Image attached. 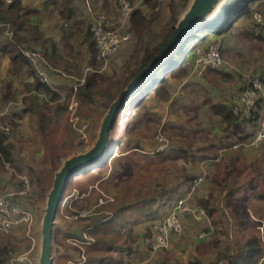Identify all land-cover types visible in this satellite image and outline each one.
<instances>
[{
	"label": "rangeland",
	"instance_id": "rangeland-1",
	"mask_svg": "<svg viewBox=\"0 0 264 264\" xmlns=\"http://www.w3.org/2000/svg\"><path fill=\"white\" fill-rule=\"evenodd\" d=\"M130 1L134 6L141 0ZM63 2L65 0H59L57 7L61 8ZM155 2L158 3L159 18L154 23L151 32H148L144 41L139 43L132 23L131 29L134 33L132 41L121 48L120 53L109 62L102 72L104 76L112 79L113 84L109 91L96 96L94 104L82 105L79 103V106L71 109L75 101V99L73 100L75 93L70 89L66 90L63 95H58L59 101L54 100L51 95L37 96L43 102L44 107L41 109L38 120H25L27 134L23 133L19 125V118L9 113L8 121L4 119L6 125L11 129L8 136L14 144L13 152L16 163L14 166L8 165L4 168L0 166V192L18 191L25 179L30 182L32 190L26 200L33 217L31 225L21 226L0 235V244L3 240H9L15 246L12 256L28 255L34 264L37 263L40 254L42 219L55 174L67 158L86 152L95 144L102 120L112 99L118 95L120 88L126 84L130 73L137 67V59L142 56L146 43L162 41L170 22V3L169 0H155ZM114 3L119 10L118 0H112L111 7ZM222 7L223 3L214 10L215 14ZM57 12L63 17L65 24L64 29L61 30L63 32L62 42L65 43L67 39L70 40L73 37L77 38L79 30H81V39H84L87 27L80 26L78 29V25L73 23L72 17L70 20L66 18L61 9ZM146 14L148 18L152 15L148 5ZM262 16L264 19L263 14ZM88 26L90 27V25ZM256 27L262 28L264 31L263 26L256 24ZM76 47L75 51V49L63 46L65 57L60 67L61 72L71 69L74 78L82 79L86 73H84L83 66L86 67L88 62L87 48L86 45L83 46L78 42ZM245 48L252 51V60L247 66L253 65L256 68L264 69V42L248 41ZM96 68L100 69V66L97 64ZM233 68H235L234 65ZM236 68L239 69V67ZM227 69L236 73L232 67L228 66ZM189 71L192 74L193 71L191 69ZM261 73L262 70L257 72V76L254 75L253 80L258 79ZM187 79H189L188 76L184 80ZM193 81H189L186 87H177L173 91V94H177L169 103L153 99L134 108L129 106V102V108L127 107V111L125 110L120 115L117 124L110 133L111 140L116 139L120 143V146L114 150V156L110 157L103 167L95 169L93 175L84 174L74 177L75 180L73 178V183H78V186L88 189L91 214L88 215L90 217L86 221H80L73 215H69L65 210V204L72 197L77 198L79 190H74L69 196H66L54 226L52 251L54 264H88L90 258L97 259L104 256L115 259L125 257L130 260L126 261V264H173L180 260H187L193 255L195 247L203 240L201 237L204 236V233L207 234L206 230L211 228L212 220L208 219V216L204 219L198 218L195 219L196 221H189V227L181 233L182 237L179 235L180 239L172 242L168 250L157 252L152 256L153 254L149 255V252L141 247V240L143 241L147 232L146 227L152 222L149 216L144 213L149 214L151 210L158 209L160 202H152L150 207L147 206L142 211L136 210L151 201L153 193L159 192L163 187L165 189L176 186L184 187L182 183L190 176L195 177L200 183L203 176L206 181L199 185V191L194 197V205L200 207V201H208L218 211L217 218L220 223L205 240L213 242L219 247L208 253V262L217 264L224 261L228 264V257L239 252V246L245 242L247 237L241 232L240 221H246L248 214L251 218L249 210L253 203L245 200L238 201L232 208H229L226 198L218 196L213 199L212 195L216 192L213 189L218 184L216 182L217 175L224 176L225 166L215 167L213 166L215 162H211L209 159L219 158L225 161L228 159L229 149L244 147L240 150L244 154L246 167L238 180L246 182L251 178L254 169L264 170V142L250 148L242 144L235 146L239 142L233 138L232 129L228 128L210 111L209 102H219L231 92H234L231 95V100L235 95L240 94V91L233 90L231 81L224 80L220 86H217L219 95H222L223 98L214 94L208 88L210 85H206V87L200 80ZM105 86L107 85H102V88H106ZM171 88L175 89L172 85ZM33 97H36L35 94L24 98L14 95L10 99L13 102L21 103L15 105L16 109H19L24 106V100ZM12 122H16V125H13ZM38 124L42 129L44 128V131L38 129ZM25 128L23 127L24 130ZM176 150L186 151L188 157L176 161L163 159ZM218 151L220 152L218 153ZM203 157L209 161L202 166ZM99 197L111 198L112 205H107L103 212L96 213L95 204ZM123 206L128 209L115 223L93 233L88 231L91 229V227L87 228L88 226H94L102 218L109 220ZM256 229L251 226L248 232L256 231L264 245V230H260L259 227ZM211 230L213 231V229ZM67 233L83 236L88 241L81 243L68 239ZM97 243L98 248H94L92 244ZM110 245L115 248L108 249ZM128 248H131L132 251L130 252ZM222 255L227 257L221 259ZM79 261L81 263H78Z\"/></svg>",
	"mask_w": 264,
	"mask_h": 264
},
{
	"label": "crops",
	"instance_id": "crops-1",
	"mask_svg": "<svg viewBox=\"0 0 264 264\" xmlns=\"http://www.w3.org/2000/svg\"><path fill=\"white\" fill-rule=\"evenodd\" d=\"M59 0H50L49 2H43V0H18L17 2H21L23 10L12 15L8 11V5L5 3V6L0 11V17L8 19L10 18V21H3L0 19V45L6 46V53L0 52V114H4V119L8 121V114L14 115L16 118H19V125L21 126V129L23 130V133L27 130L25 128V120H38L40 116L41 109L44 107L43 102L37 98V96H47L51 95L54 100L59 101L60 97H54V93L58 95H63L66 90H74L75 87H80L81 80L83 78H87L88 76H91L96 71L92 72L91 69H95L96 67L90 65V51L89 46L90 42H86L87 32L90 30L92 25L94 24L96 18L99 14L103 13L107 15L109 21L111 24H118L120 21V12L117 10L116 4H112L111 7V1L112 0H71V6L68 4L67 0L63 2L62 7L58 8L57 3ZM143 1V2H142ZM155 1V0H154ZM166 1V0H165ZM172 0H169V3ZM62 3V2H61ZM58 8V9H57ZM135 9H142L145 14L147 11V5L145 4V0L139 1V4H136L133 6ZM59 9L62 10V13L66 15V18L71 19L73 18V23H76L78 25V29H80V26H86V36L84 39L80 36L81 30H79V36L77 38H71L70 40L67 39L65 43L62 42V36L63 32L61 30L64 29V20L63 17L57 12ZM69 9H72V13L69 12ZM254 10L259 11L264 15V0L257 3L254 7ZM32 12V13H29ZM147 15V14H146ZM171 17V16H170ZM119 18V20H118ZM117 20V21H116ZM90 25V27L88 26ZM21 26V27H20ZM89 27V28H88ZM244 40V41H243ZM262 41L264 42V31L262 28L256 27V23L251 15H246L241 18H239L232 26V28L227 31L226 33L220 34V35H214L210 36L203 44V47H207L210 44H213L215 42L221 44L223 49V56L224 60L226 61V66H224L221 71L225 72L226 74H229L230 77H221L218 79L217 84L209 83L205 80H203V76L199 77L197 73H195V66H194V60H188L185 63V67H187L189 70L191 69L192 74L188 75L187 80H175L170 77L167 78L166 86L171 94V100H173L174 96L177 94H173V91L181 87H186L187 83L189 81L193 82H200L202 85H210L208 87L213 91L214 94H217L219 98H223L222 95H219V91L217 89V86H220L221 83L224 80H229L233 84V90L235 89L237 91H243L245 87H247L248 84H251V80H253L255 76H257V72L259 73L262 70V73L260 77L264 78V69H261L259 67H255L253 65L247 66V64H250V61L252 60L251 52L248 51L247 48H245V44H247L248 41ZM92 41V40H91ZM81 44L83 46L86 45V55L88 57L87 66H83L84 76L82 79H76L74 78V74H72L71 69H65V73L61 72V63L63 58L65 57V52L63 46H67L68 48H71L72 50L77 49L76 45ZM66 44V45H65ZM40 50L43 52L44 55H46L47 60L50 62V65L52 67V71L54 72L53 80H52V93H48L44 91L42 88H40L37 84V79L31 69V66L26 63L23 59L20 58L21 52L29 51V50ZM256 56V55H255ZM116 57V56H115ZM113 57L112 59L114 60ZM111 59V61H112ZM110 61V62H111ZM231 64V66H230ZM232 67V69L236 70V73L230 72L227 68L228 66ZM233 65L235 68H233ZM236 67H239L237 69ZM91 72V73H89ZM258 77V79L260 78ZM211 79V78H210ZM260 80V79H259ZM212 81V80H211ZM181 82V83H180ZM262 83L263 88V99H262V110H260V122L257 125H251L249 124L247 126V133L252 134L255 133L260 126L261 122L264 121V83ZM171 85L175 88H171ZM206 86V87H207ZM27 90V91H26ZM26 91V92H25ZM36 97L28 98L23 101V105L21 108L16 109L15 105H19V101L13 102L11 100V96H17V97H29L33 95ZM234 94V92H231L228 94V96H225L221 101L213 103H224L228 106V104L231 101V95ZM153 99H159V97L156 96L155 93H151L147 99L143 102L148 103ZM80 103V102H79ZM210 108V107H209ZM211 111V110H210ZM16 113V114H15ZM18 116V117H17ZM20 116V117H19ZM34 118V119H33ZM219 118V117H218ZM14 119V118H13ZM221 120V118H219ZM15 121V119H14ZM222 122V120H221ZM40 123V122H39ZM23 124V125H22ZM25 128V130L23 129ZM38 129L43 130L41 125L38 124ZM252 130V131H251ZM44 131V130H43ZM251 131V132H250ZM23 135V134H22ZM233 138L237 140V138L233 135ZM11 141V140H10ZM238 141V140H237ZM12 142V141H11ZM13 143V142H12ZM235 146H239L238 144H235ZM250 148V147H247ZM240 149H244V147H237L233 149L228 150V159L227 160H221L217 158L216 160L209 159L211 162H215L213 166L220 167L222 165L225 166V174L221 177L220 174L217 175L216 182V188L213 189L216 192L212 195V198L221 196L228 200V207L232 208L235 203L238 201H251L253 205L251 206L249 212L251 214H248V218L246 217L247 224L243 225V221L240 222V229L243 235L247 236L245 241L249 238V235H256V231H250L248 232V229L253 226L256 228L259 227L260 230H264V222L261 225L256 224V221H258L257 218H261L262 214L264 213V199L261 198L262 195H264V177L261 178L259 174H263L264 170L260 169H254L253 174L251 178L246 182H240L238 180V177L241 173H243L244 167H246L245 157L243 152ZM220 151H218L219 153ZM221 157V156H220ZM222 158V157H221ZM208 159L202 160L201 165H206L209 161ZM221 164H218L220 163ZM8 166V165H7ZM227 168L230 169H239L240 172H236L233 176L227 177L226 186L227 188H221L220 183H224L226 178V172ZM202 182L195 181L194 184L189 188V185H184V187L180 188L177 197L183 198L188 197L189 202L194 203V197L199 191V185L203 182L205 183V178L202 176ZM195 193V194H194ZM204 197V195H203ZM212 199V200H213ZM27 198L24 199V204L27 206L26 202ZM234 201V202H232ZM29 209V208H28ZM172 210V206L169 204H160L158 206V214L156 217H150L151 224L156 225L159 223L164 216L168 215ZM255 211H258L257 213ZM163 213V214H162ZM200 213H204V216H201ZM161 214V215H160ZM161 216V217H160ZM207 218V215L205 211L201 207L195 206V209L193 213H190L186 215L183 218L184 223V229L189 227V221H196L198 218L204 219ZM160 218V219H159ZM253 218V219H252ZM159 219V220H158ZM196 219V220H195ZM208 219H210L208 217ZM155 220H157V223H155ZM212 220V219H211ZM21 226H27V225H20L13 230H16L17 228H20ZM191 226V225H190ZM215 225L211 224V228L209 229V232L207 234L204 233V236H208L210 232L215 231ZM217 228V227H216ZM213 229V231L211 230ZM207 232V231H206ZM246 232H248L246 234ZM6 234L2 229L0 228V235ZM145 236V235H144ZM204 236H200L203 238ZM178 236H174L172 238V242L176 241ZM182 237V236H181ZM259 239V244L261 247H263V243L261 242V238L257 236ZM144 241V240H143ZM143 241L141 240V247L145 251L149 252V255L157 254V252H153L150 249H148ZM180 241V240H179ZM202 241V240H201ZM209 243V242H208ZM213 243V242H211ZM244 243H242L239 247H242ZM13 246L15 247L9 240L5 241L0 244L1 246ZM217 249L219 245L215 244ZM173 248V246H172ZM240 249V248H239ZM40 250H41V241H40ZM141 250V249H140ZM214 249H212L213 252ZM9 256L12 254V251H10ZM159 252V251H158ZM239 252L237 251V254ZM40 255V254H39ZM193 255H196V249L193 252ZM208 253L201 257V260L208 264ZM106 258L105 262H102L101 264H108L112 262H118L121 260L123 264H126L127 258L125 257H119V258H107V256L99 257L97 259H104ZM192 257L187 258V260H180L177 262H186L190 260ZM8 260V259H7ZM39 257L37 259L38 264ZM7 263V261H6ZM5 263V264H6ZM78 263H81L80 261ZM174 262L173 264H175ZM264 264V258H262L259 262L253 263V264Z\"/></svg>",
	"mask_w": 264,
	"mask_h": 264
},
{
	"label": "trees",
	"instance_id": "trees-1",
	"mask_svg": "<svg viewBox=\"0 0 264 264\" xmlns=\"http://www.w3.org/2000/svg\"><path fill=\"white\" fill-rule=\"evenodd\" d=\"M191 0H172L169 5L171 17L170 22L167 27V31L164 34L162 41L159 43H154L152 41L147 42L143 54L141 57L137 59V67L130 73L129 78L127 79L126 84L120 88L118 95L120 92L138 75V73L146 68L153 58L156 56V54L167 44L170 36L172 35L175 26L177 25L179 19L184 14V12L188 9L189 4ZM262 0H225L223 2V7L220 9V11L213 12L210 16H208L207 20L203 24V26L198 29L196 32H194L187 40L175 51V53L168 58L155 72L153 75H151L148 80L139 88L137 93L135 95H132L123 110L120 112L116 124L118 122V119L120 115L126 110L128 104L132 107H137L141 105L145 99L151 94L155 93L157 97L161 100L162 103H169L171 101V94L169 93L167 86L165 85L167 82V78L170 77L175 80H184L190 73L189 69L185 67V63L190 59L193 60L194 51L202 46V44L210 37L214 35H220L223 33H226L229 31L233 24L241 17L246 15L252 16V11L254 10V7L257 3L261 2ZM68 4L71 6V0H67ZM145 4L149 6L152 15L150 18L145 14V12L142 9H135L132 13V23H133V31L135 32V35L139 41V43H142L144 41V37L147 35L148 32H151V29L156 22V20L159 18V13L157 11L158 3L154 0H145ZM5 6L4 0H0V11ZM22 4L21 2H16L12 5H9L8 11L14 15L20 11H22ZM69 12L72 13V9H69ZM32 13V12H29ZM3 21H10V18L5 19L1 18ZM21 27V26H20ZM92 40V34L90 30L87 32L86 42H90L89 51H90V65L96 67L97 65V51L95 44ZM6 46L0 45V52L6 53ZM46 57V55H45ZM20 58L23 59L26 63H28L30 66L29 59L21 52ZM131 67V66H130ZM129 67V68H130ZM32 68V67H31ZM34 75L35 72L32 69ZM50 77H51V84L46 85L39 82L37 79V84L40 88H42L44 91L48 93H52V80H53V71H49ZM157 73H160L157 75ZM221 77H230L229 74H226L225 72L221 71V69H207L204 72L203 80L217 84L218 79ZM211 78V79H210ZM261 82L264 83V78H259ZM212 80V81H211ZM113 84L112 79L107 78L102 74V72L96 71L91 76H88L86 78V81L83 85H81L78 88L77 92V98L79 102L82 105H92L95 103V98L98 94L104 93L109 91L111 88V85ZM102 85L106 88H102ZM73 91V90H72ZM118 95L112 99L111 104L113 101L116 100ZM54 97H58V94L54 93ZM263 101L259 102L256 105V108L253 110V118L251 121H247L245 119L239 118L234 115L231 108H229L224 103H213L209 102L210 110L213 113V115L221 118L222 122L227 125L228 128L232 129L233 135L237 138L239 144H249L254 136V133L248 134L247 133V126L251 124L252 126L257 125L260 122V110H262V104ZM129 108V107H128ZM18 117V116H17ZM20 117V116H19ZM13 125H16V122H12ZM115 127V126H114ZM120 146L119 140L112 139L109 146V155L108 158L97 168L103 167L107 161L110 159V157L114 156V150L117 149ZM14 144L10 141V137L5 134L4 132L0 131V166L6 167L14 166L15 165V157H14ZM188 154L184 150H176L173 154L169 156H165L164 160H172L176 161L180 158H185ZM188 157V156H187ZM97 168H94L85 174L93 175V171ZM226 178L224 183H220L221 188H227L226 181L227 177L233 176L236 172H240L239 169H226ZM84 175V174H82ZM81 175H77L76 177H80ZM261 178L264 177L263 174H259ZM74 178V180H75ZM195 180H197L195 177L190 176L187 177L185 182L182 183V185H189V188L194 184ZM74 190H79V195L76 198H71L70 201H68L65 204V210L69 215H73V217L77 216L78 220L80 221H86L88 220V217H80V214L82 212H87L88 215L91 214V207H90V200L88 199V189L84 187L78 186V183H73V179L69 182L67 192L65 195L69 196ZM180 190L179 186L165 189L164 187L159 192L153 193V198L151 201H148V203L143 204L140 208H138L136 211L144 210L147 206H151L152 202L155 201L160 202V204H169L173 207L174 203L179 199L177 197L178 192ZM262 199H264V195L261 196ZM111 198L103 199L102 197H99L95 206L96 213H101L104 211L107 205L111 206ZM199 206L205 211L206 215L213 220V224L215 226L220 223V221L217 218V208L215 206H211L208 201H200ZM191 206L193 209H195L194 203H191ZM127 207L123 206L121 209L117 210L116 213H114L109 220L108 218H102L100 219L94 226H88L87 228L91 227L90 233H93L94 231H97L98 229H101L107 225H112L117 221V219L121 216L122 213L127 211ZM61 211V208L59 212ZM152 211V210H151ZM150 211V212H151ZM146 214L150 217H156L158 214V209L153 210L152 213ZM256 213L258 211H255ZM258 214V213H257ZM167 216V215H166ZM165 216L161 219L163 220ZM160 220V221H161ZM264 222V213L262 214V217L258 218V221H256V224L261 225ZM247 221H243V225L247 224ZM184 225V223H183ZM154 224H151L146 227V233L144 236H151L153 233ZM87 231V229H84ZM208 233L209 230H206ZM181 234H175L174 236H178ZM85 236V235H84ZM173 236V237H174ZM182 236V235H181ZM66 237L71 240H76L81 243H86L88 240L84 238L83 236H79L74 233H67ZM208 236H204L201 243H199L195 249H196V255H191V259L186 262H176L175 264H205L201 257L212 251V249H215L216 245L215 243H211L205 238ZM143 239V240H144ZM209 242V243H208ZM99 243V242H98ZM98 243L92 246L94 248H98ZM144 243V241H143ZM172 243V242H171ZM171 246V245H170ZM115 247L113 245L108 246V249H114ZM169 249V248H168ZM168 249H164L161 251H165ZM128 250L131 252V248H128ZM10 251H14L13 246H1L0 247V264H5L7 259L9 258ZM159 251V252H161ZM227 252V251H226ZM226 255H222L221 259L226 258ZM262 258H264V246L261 247L259 244V239L256 235H249V238L245 241V244H243L242 247L239 249V253L235 255H232V257H228L229 263L228 264H253L256 262H259ZM106 258L104 259H96V258H90V261L88 262L91 264H101L102 262H105ZM108 264H123L121 260L118 262H110ZM212 264V263H208Z\"/></svg>",
	"mask_w": 264,
	"mask_h": 264
},
{
	"label": "built area",
	"instance_id": "built-area-1",
	"mask_svg": "<svg viewBox=\"0 0 264 264\" xmlns=\"http://www.w3.org/2000/svg\"><path fill=\"white\" fill-rule=\"evenodd\" d=\"M18 0H4L9 6L16 3ZM50 0H43V2H49ZM120 21L118 24H111L107 15L101 13L96 18L91 28L92 40L95 44L97 51V64L100 69H91L92 72H103L109 65L111 59L117 56L121 48L132 41L134 33L132 27V13L133 6L130 0H118ZM252 17L256 24L264 27V19L260 12L253 10ZM23 54L29 59L32 69L35 72V77L38 78L42 84L50 85L51 77L49 71H52L50 62L47 60L43 52L39 50H29L23 52ZM195 73L199 77L204 75L207 69H222L226 65V61L223 56V49L221 44L215 42L207 47L200 46L194 51L193 55ZM85 78L81 80V84H84ZM262 83L259 79L253 80V82L240 92L239 95H235L228 107L232 109L235 116L251 121L253 118V110L256 105L263 99ZM78 87L74 89V103L71 109L79 106L77 97ZM76 120V119H74ZM73 120V121H74ZM84 127L81 130L83 133ZM0 131L9 135L11 129L4 122V117L0 114ZM264 142V121L261 122L257 131L254 133L253 139L249 144H242L247 147L257 146ZM201 181V180H200ZM31 184L28 179H25L22 186L16 192H0V228L5 233H9L13 228L20 225L30 226L32 223V214L24 204L26 199L31 194ZM189 198L183 197L178 199L171 212L165 216L163 220L157 223L153 228L151 236H147L144 239V244L153 252H158L164 249H168L171 245L172 238L175 234H181L184 231L183 218L193 213ZM204 216V213H200ZM87 212H82L80 217H87ZM78 219L77 216L74 217ZM11 254L6 264H34L28 255L12 256ZM75 264V263H73ZM217 264H226L224 261ZM262 264V263H261Z\"/></svg>",
	"mask_w": 264,
	"mask_h": 264
},
{
	"label": "water",
	"instance_id": "water-1",
	"mask_svg": "<svg viewBox=\"0 0 264 264\" xmlns=\"http://www.w3.org/2000/svg\"><path fill=\"white\" fill-rule=\"evenodd\" d=\"M225 0H192L188 9L179 19L167 44L156 54L151 63L120 92L109 106L104 116L98 138L95 144L86 152L67 158L55 174L53 186L47 196L41 226V250L38 264H54L53 232L56 218L63 205L69 182L77 175L97 168L109 155L111 142L110 133L113 130L120 112L129 98L135 95L139 88L154 74L194 32L200 29L208 16Z\"/></svg>",
	"mask_w": 264,
	"mask_h": 264
}]
</instances>
